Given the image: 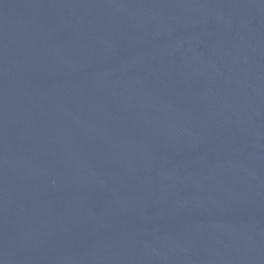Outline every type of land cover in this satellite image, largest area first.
Masks as SVG:
<instances>
[{
	"label": "water",
	"instance_id": "1",
	"mask_svg": "<svg viewBox=\"0 0 264 264\" xmlns=\"http://www.w3.org/2000/svg\"><path fill=\"white\" fill-rule=\"evenodd\" d=\"M0 264H152L63 178L1 103Z\"/></svg>",
	"mask_w": 264,
	"mask_h": 264
}]
</instances>
